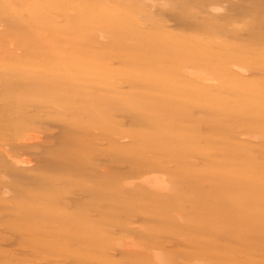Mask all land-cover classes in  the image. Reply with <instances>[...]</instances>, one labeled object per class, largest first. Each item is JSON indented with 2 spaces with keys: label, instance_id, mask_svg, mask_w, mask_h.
Instances as JSON below:
<instances>
[{
  "label": "rangeland",
  "instance_id": "374dc122",
  "mask_svg": "<svg viewBox=\"0 0 264 264\" xmlns=\"http://www.w3.org/2000/svg\"><path fill=\"white\" fill-rule=\"evenodd\" d=\"M58 1L64 12L39 7L37 16L44 20L49 13L53 24L42 27L38 22L37 27L21 10L27 0H0V264H71L45 253L11 228L21 218L19 210L37 212L40 206L60 220L65 218L58 225L80 219L114 241L126 233L161 232L159 239L169 249L153 252L158 260L189 251L195 264H205L209 256L203 257L204 251L218 255L215 261L210 257V264H264V115L239 116L246 128L231 121L239 112L235 105L253 106L247 101L256 105L245 93L240 97L224 89L234 80L237 87L264 92V51L260 54L264 33L250 29L264 19L262 9L242 11L237 6L243 0ZM122 25L130 30L117 33ZM230 54L240 61L239 67L229 68L227 81L209 73L227 63ZM201 57L207 72L196 66ZM87 70L107 74L106 86H89L75 76ZM63 71L69 73L68 84L59 94L70 104L59 106L56 96L46 99L44 107L27 118L34 128L13 136L8 125L20 118L19 110L31 112L34 107L7 105L11 96L35 95L44 101V94L37 92L47 89L34 92L30 86L46 76L61 79ZM142 76L162 83L150 84ZM14 83L18 89L9 92ZM105 88L109 97L103 96ZM254 97L259 99L260 93ZM151 101L175 109L179 120H188L171 123L173 130L167 131L199 135L201 150L171 142L172 134L149 126L153 119L164 123L156 113L137 114L141 103L149 106ZM219 119L225 132L219 126L207 127V120ZM205 138L213 141L210 146ZM221 145L241 150L244 157L238 160L231 154L221 159L216 148ZM213 160L224 165L221 176L209 175V180L205 172L217 168L210 163ZM243 167L260 172L255 195L226 175ZM207 183L221 188V193L211 192L213 196L205 198L195 191ZM89 189L103 195L109 190V202L104 199L105 204L92 206ZM240 200L250 214L236 213ZM221 201L234 217L220 213ZM215 209L222 218L212 215ZM240 218L239 230L235 224L226 229L231 219ZM205 219L215 223L213 229L209 224L202 227L200 220ZM31 252L37 253L35 260Z\"/></svg>",
  "mask_w": 264,
  "mask_h": 264
},
{
  "label": "bare ground",
  "instance_id": "6f19581e",
  "mask_svg": "<svg viewBox=\"0 0 264 264\" xmlns=\"http://www.w3.org/2000/svg\"><path fill=\"white\" fill-rule=\"evenodd\" d=\"M37 1H39L38 4L35 3ZM49 1L48 0H27V2L23 3L24 7L21 8V10L25 11V13L29 15L30 19L32 18V24L34 26H36L38 22H40L41 26L44 27L52 23V17H50L49 13H47V16L44 15V17L46 16V19L44 20L40 18V16L38 17L37 13L39 11L38 10L39 7L45 6L47 7L46 9L51 10V12L57 11V10L64 12V7L62 5L63 2L59 3L58 0H51L53 1V4L52 6H50ZM27 3H28V7H27ZM238 7L242 11H246V9H249V8H256V9H262V11L264 12V0H243L242 5L237 6V8ZM17 9L18 10L20 9L19 5ZM18 12H20V10ZM254 18L255 19L257 18L256 20L258 21L262 19L260 16H254L253 19ZM124 26L125 25H122L121 27L118 26L117 27L118 31L115 30V32L117 31V33H120V32L130 30L129 27H127L128 29H125L126 27ZM37 27H39V25H37ZM250 29L252 31L259 30L261 34H263L264 33V19H262L258 23V26L256 29H254L253 27ZM62 31L64 33L65 29H62ZM169 47H172V45H170ZM260 47H261L260 54H262L264 51V47L263 46H260ZM174 48H176V46H174ZM207 50L208 49H206V51ZM204 54H207V55H204V57L207 56L208 57L207 60L209 61L210 56H211L210 53L206 52ZM204 57H201L198 59L199 65H196V66L198 68L205 69L207 72V64L203 60ZM229 57H230V60L227 63H223L219 65L217 68L213 69L212 71L209 69L210 64H208L209 66L208 70H210L209 73L220 76V78H223V77L226 78L229 72V68L233 66L239 67L238 63L240 61L239 60L240 57L238 58L237 56H233L231 54L229 55ZM254 69H256V67L250 68L249 70L253 71ZM68 74L67 72L65 74L63 71L61 72V79L52 77V79L50 80L51 76L50 77L46 76L45 78H42L39 80L36 79L32 83L30 87L32 88L34 92H36L38 89H41L43 86L45 87V89H47V90L43 89L37 92L40 95L44 94L43 96L46 97L44 101H42L43 99L41 100V98H35L34 97L35 95L33 96V98L28 97L24 99L16 97L15 94L11 96V98L9 99V102L6 103L7 105H10V104L12 105L13 103H15L16 106L19 105L20 107L25 106V105L34 107V109L31 112H27L25 110L24 111L19 110L20 118H18V120L16 121H11V123L8 125V129H12L14 132L13 136L18 135V133L20 131H23L24 129L34 128L35 123L33 122V120H29L27 118H29V116H31L32 114L33 115L37 114L44 107V104L42 103L46 102V99L54 98L56 96L55 98L58 99L57 104L59 106H63V105L68 106V103H69L68 99H66V97L59 94V92L67 88L66 87V85L68 84L67 78H69ZM105 75L107 74H103L97 70H87V71H80L75 76H79V78L83 81L85 80L89 84V86L103 87V86H106V84L103 83L105 82V79L103 78V76ZM229 76H232V75H229ZM33 77L34 75H32V79H34ZM139 78L142 79V81H146L150 84L162 83V81L158 79H146L144 76L139 77ZM225 81H227V78ZM107 84H108V81H107ZM26 86H22V88L23 87L29 88ZM9 87H10L9 92L13 91L14 93L18 89V83H14L13 85H10ZM224 89L229 94H235L240 97L244 96V93H245L246 97L250 98V100L253 98L252 100L255 101V105H256L255 107H253L254 104L251 101H247L249 102V105H253V106H250L249 108H241V106L235 105L234 110L235 111L237 110L239 112L237 115L233 116V119L231 121L236 122V123L237 121H240L244 124V127H245V123H244L245 120H243L242 117H240L242 118V120H240L239 116H247V117L249 116L250 117L253 115H257L258 113L259 114L262 113L264 115V92H259V89L257 90L256 88L248 89V88H243L242 86L237 87V85H235L234 83V80L224 84ZM103 92H104V95L103 94L102 95L104 97H106V95L109 97V93H107L108 92L107 88H105V91ZM13 93H11L10 95H12ZM54 93H56V95H54ZM259 93H260V97H259ZM256 95L259 97V99L257 97H254ZM215 102L217 103V105H215L216 104ZM215 102H213V106H215V109H218L219 108L218 102L217 101ZM3 108H5V106H3ZM246 109H248L249 111H247ZM142 110L149 111L150 114L156 113L158 114L157 117H161L163 119L164 121L163 124L158 122L157 119H153V121L150 120L152 121V123H149V126H152V128L156 130L157 132H167L169 134H172V136H169L170 138L168 137L171 142L175 141L176 143H179V144L180 143L190 144L189 146H193V148H195L196 150L198 151L201 150L199 149V147H201L199 144V139H198L200 138L199 135L197 134L193 135V133H186V134L185 133H170V131L169 132L167 131V130H173V129H169V125L171 123H175V122L184 123L185 121H188V120H179V118L175 115V109L171 108V110L170 109L166 110V108L162 107V105L159 102L151 101L149 106L148 104H145V102L141 103L140 107L136 111L138 112L137 114H139V111H142ZM161 111H163V113H161ZM215 111L217 112L218 110H215ZM206 124L208 128L209 126L210 128L213 126H219V129H224V132L227 129V127L224 126V123L221 122L220 119L214 120V121L207 120ZM190 125H193V124H190ZM107 130H108L107 134L109 133V135H112L111 134L112 129H107ZM204 142L206 143L205 145L208 144L210 146L213 141L211 139H206V141ZM216 148L218 150V153L221 155L220 156L221 159H225L227 157L230 158L233 156V154L235 155V158L238 160H241V158L244 157V155L241 154L242 151L237 150L236 148H233L232 151L231 149L225 146L223 147L222 145ZM250 155L251 154L246 153V156H250ZM210 163H213V166H217V168L214 167V170H212L211 173H210V170H206L205 172L206 178L209 180H210L209 175L221 176L220 175L221 170H222L221 168H223V165H224L219 160H213ZM230 169H233V168H230ZM226 175L233 177L235 179V183L237 184L239 183V185L241 186L248 187L250 191H252L253 195H255V192L258 191L259 182H260V172H258V170H256L255 168H252V167L250 169H248L247 167L236 168L234 169V171H232L231 174H226ZM196 177L198 176L195 175L194 178ZM206 185L207 186L202 185V187L200 186L198 189L196 187L195 191L196 192L199 191L201 195L205 196V198L210 197L211 195L213 196L211 192L217 191L218 193H221V188L215 190L214 187H211V184L207 183ZM88 191L92 193L93 203H95V204H92V206L93 205L98 206L101 204V202L105 204V200L107 199L108 200L106 203L109 202V199H110V196L108 193L110 192L109 190L104 195L101 194L96 189L94 190L89 189ZM241 201L242 200L237 202L240 208L235 209L236 213H238L241 216L250 214L249 209L247 210L249 213L244 212V202H241ZM220 203H221V206L223 207V211H221L220 213H225L224 216H227V217L228 216H230L231 218L234 217L232 213L229 212V208H228L229 206L223 204L222 201ZM38 209L39 210H37V212H34L33 209H32L33 211L32 210L24 211V209L19 210L17 215H19L22 219L20 218L18 219V222L11 224L13 226L11 228L14 229V231L16 230L15 232H17L20 236L25 237V239L30 241V243L37 245L39 247H42L41 249H43L45 253H51L53 256L62 258L64 262H69L71 264H195L191 258L193 253L189 251H187L186 253H180L179 255H176L175 253H173V256L171 257L158 260L157 259L158 254L155 255L154 253L155 252L160 253V251L165 252L167 251V249H169L168 248L169 244L166 245L164 244L163 240L159 239L160 236H163V233L161 232L155 233V234L144 233L142 235L141 234L140 235H133V234L130 235L126 233L124 236H122L124 238H121V240H118V241L116 240L114 241L109 235L102 233L101 231H98L96 229H92L95 227L89 224L86 225L80 219L75 220L74 218L73 219L69 218L70 220L67 221L68 223L65 222L64 225H58V224H61L65 220V218L60 220V217H58V215H56L55 213H52V211L46 207L40 206L38 207ZM204 210L208 213L209 211L211 212V210L209 209H204ZM215 211H216L215 213H212L213 216L220 217V218L223 217V216L221 217V215L220 216L215 215L216 213H218L217 209H215ZM206 212H203V214H205ZM238 214H236V216ZM241 221H242L241 218L237 220L231 219V221L228 222L226 229L227 228L230 229L235 224V228L237 226L239 230V225L241 224ZM200 222L203 224L202 227H205V225L209 224V226L212 228V225L215 224V223H211V224L207 223L206 219H205V222L201 220ZM182 239L185 240L186 237H182ZM169 242L171 243L172 240L170 239ZM202 253H204L203 257H205V255L209 256V257H205L207 258L205 264H210L211 262L210 257H212L213 260L215 261V258L218 256L217 254H214V253L208 254L207 252H204V251H202ZM31 254H32L33 260H35L34 258L38 257L36 252L35 253L31 252ZM151 254H154L151 257L153 261L149 262L147 258H149ZM174 254L176 256H174ZM224 259H227V258H224ZM34 263L40 264L39 262H34ZM3 264H24V262L20 263V262L11 261L7 263H3ZM217 264H224V262H217Z\"/></svg>",
  "mask_w": 264,
  "mask_h": 264
}]
</instances>
